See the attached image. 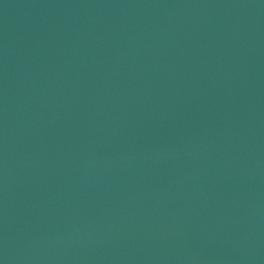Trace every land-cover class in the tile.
Returning <instances> with one entry per match:
<instances>
[{"label": "water", "instance_id": "water-1", "mask_svg": "<svg viewBox=\"0 0 264 264\" xmlns=\"http://www.w3.org/2000/svg\"><path fill=\"white\" fill-rule=\"evenodd\" d=\"M0 264H264V0H0Z\"/></svg>", "mask_w": 264, "mask_h": 264}]
</instances>
